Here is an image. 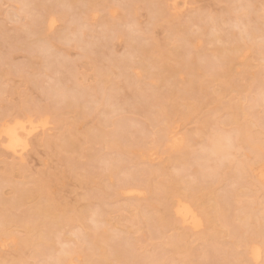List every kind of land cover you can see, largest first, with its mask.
<instances>
[{
	"label": "rangeland",
	"instance_id": "374dc122",
	"mask_svg": "<svg viewBox=\"0 0 264 264\" xmlns=\"http://www.w3.org/2000/svg\"><path fill=\"white\" fill-rule=\"evenodd\" d=\"M263 89L264 0H0V264H264Z\"/></svg>",
	"mask_w": 264,
	"mask_h": 264
},
{
	"label": "bare ground",
	"instance_id": "6f19581e",
	"mask_svg": "<svg viewBox=\"0 0 264 264\" xmlns=\"http://www.w3.org/2000/svg\"><path fill=\"white\" fill-rule=\"evenodd\" d=\"M174 2L176 1V0H173ZM240 48V46H237V47H235V50H238ZM222 55V54H221ZM222 59H225V57H222ZM231 59H232V57H231ZM262 91H264V89L262 90ZM261 93V92H260ZM264 95V94H263ZM261 98H264V96L263 97H261ZM259 100V99H258ZM248 113V112H247ZM246 113V110H243L242 108H240L239 109V115L241 114L244 118L246 117V115L248 116V114ZM237 114H238V112H237ZM237 114H234L233 115V122L234 121H236V119H237ZM29 123H31V121L30 120H27V121H15V122H13L12 124H9V123H5V124H3L1 127H0V137L4 140V143H5V146L9 149V150H11L12 152H14L15 154L16 153H20L23 149H25V137L27 136V135H29V133L34 129V127L35 126H29L30 128H28L27 126H28V124ZM32 124V123H31ZM240 129V128H239ZM249 130H250V128H249V126H248V124L246 123V125H244L243 126V128H242V131H243V133H244V135L246 134V133H248L249 132ZM220 134V133H219ZM221 135H222V133H221ZM222 138L223 137H220V135H218V134H212V133H210L209 134V141H210V143H209V145H210V147H211V151H214L215 153H217V157L218 156H221V157H227V155L229 154V150H228V148H229V144H226L223 140H222ZM237 140H238V142L239 143H244V142H246L247 141V139H243L242 137H240V138H237ZM247 143V145L251 148V150L252 151H254V152H257L258 150H261L262 149V147H259V145L255 142V143H248V142H246ZM116 146H118L117 144H115ZM118 148V147H117ZM17 155V154H16ZM219 158V157H218ZM220 159V158H219ZM245 164H243L241 167H240V169L239 170H241V171H245L244 173H246V171L247 170H251V168H252V165H251V163H247V162H245V161H243ZM242 162V163H243ZM247 163V164H246ZM216 166V165H215ZM219 166V165H218ZM264 165H262L261 166V168L263 167ZM219 168V167H218ZM260 168V167H259ZM196 169V168H195ZM199 169V168H198ZM197 169V170H198ZM201 170H202V168H200ZM216 169V168H215ZM197 170H195V172L197 171ZM214 170V169H213ZM218 171V170H217ZM202 172H203V170H202ZM216 172V171H215ZM209 173V172H208ZM218 173V172H217ZM114 174H115V171H110L107 175H108V177H109V179H111L113 176H114ZM206 173H204V175H205ZM257 176H258V178H260V179H264V172H263V170L262 169H259V170H257ZM196 175V174H195ZM249 176V175H248ZM199 177V176H198ZM234 178L236 177V176H233ZM233 178V179H234ZM172 179V178H171ZM237 179V178H236ZM249 180H250V178H249ZM254 180H255V178H254ZM259 180V179H258ZM257 180V181H258ZM260 181V180H259ZM258 181V182H259ZM262 181V180H261ZM174 182V185L176 184V182L178 183V182H182V180L180 179V178H176V179H172V183ZM255 182V181H254ZM253 182V183H254ZM256 183V182H255ZM254 183V184H255ZM186 184V183H185ZM250 184H251V182H250ZM253 184V185H254ZM247 185V184H246ZM163 186V183L161 182V181H158L157 182V184L154 186V189L155 188H157V187H162ZM252 186V185H251ZM173 187V186H172ZM171 187V190L172 191H168L165 195L166 196H168V197H171V196H173V192H179V193H182L183 195H185V196H189L183 189L182 190H179L178 188H175V187H173L172 188ZM186 187H190L191 189H196V187H194L193 185H187ZM247 187V186H246ZM254 187V186H253ZM252 187V188H253ZM255 187H256V185H255ZM257 187H259V186H257ZM191 189H189V190H191ZM198 189V188H197ZM248 189V188H247ZM256 189V188H255ZM261 189V188H260ZM258 190V189H257ZM195 191V190H194ZM197 191V190H196ZM248 191H251L250 189L248 190ZM247 191V192H248ZM253 191V190H252ZM191 192H192V190H191ZM239 192V191H238ZM245 193V192H244ZM257 193V192H256ZM238 193L237 192H235V195H237ZM247 194V193H246ZM253 194L255 195V193H254V191H253ZM191 195H192V193H191ZM190 195V196H191ZM194 195V194H193ZM254 197V196H253ZM192 198V197H191ZM168 199V198H167ZM215 199V198H214ZM24 201V199L23 198H19L18 200H16L15 201V203H14V205H16V206H18V205H20V204H22V202ZM168 203H169V201H168ZM167 203V205H168V208H171V205L170 204H168ZM249 205V204H248ZM255 205V204H254ZM253 205V206H254ZM251 206V205H250ZM256 206V205H255ZM247 207V206H246ZM250 209H252V207H249ZM248 208V209H249ZM264 208V207H263ZM257 209V208H256ZM207 210H209L208 211V213H210L211 214V211H213V213H214V218H213V221H215L216 219H217V217H219V216H221V211H222V206L219 204V203H217V200H215L212 204H210L209 205V209L207 208ZM246 210V209H245ZM254 210H255V208H254ZM248 210H246V213H244L243 214V216H241V217H239L240 218V220L243 222V223H246V221L248 220V218L251 216L250 215V213H253V211L252 212H247ZM32 213L34 214V215H36V216H47V215H50L52 212H51V207H50V205H48V204H39V205H37L34 209H33V211H32ZM168 214H169V211H168ZM174 214L176 215V217H178L179 218V220L182 222V223H187V224H190V225H192L193 227H195V226H198V221H197V219H196V217L194 216V213H193V211L191 210V208L187 205V204H185V203H180V204H177L176 206H175V208H174ZM210 217H212L211 215H210ZM252 217V216H251ZM212 220V219H211ZM249 221V220H248ZM250 222V221H249ZM248 223V222H247ZM261 226L262 224H261V222H259L258 223V226ZM257 228V227H256ZM28 232H31V231H33L34 230V227H32V226H30V227H28ZM257 232L256 233H258L259 231H258V229L256 230ZM34 232V231H33ZM255 232V231H254ZM256 233H254V234H256ZM261 233V232H260ZM30 234V233H29ZM38 234V233H37ZM34 235V234H33ZM257 235V234H256ZM31 237V236H30ZM257 237H260L259 236V233H258V236ZM31 238H29V241L30 242H37V241H39L40 239H41V235H37V238H34V240L33 239H31ZM243 239V238H242ZM250 239H253V237H246V239L244 240L243 239V243L245 244V246H246V243L248 242V240H250ZM262 242H264V237H263V239H262ZM96 248L99 250V253L101 254V255H103L104 254V248H103V246L101 245V244H96ZM254 254V255H253ZM244 255H248L249 257H257V252H254L253 250L252 251H245V254ZM244 258V257H243ZM60 260H62V259H60ZM245 261V260H244Z\"/></svg>",
	"mask_w": 264,
	"mask_h": 264
}]
</instances>
